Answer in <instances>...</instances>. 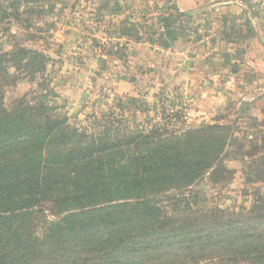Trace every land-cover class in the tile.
Masks as SVG:
<instances>
[{
	"label": "trees",
	"instance_id": "1",
	"mask_svg": "<svg viewBox=\"0 0 264 264\" xmlns=\"http://www.w3.org/2000/svg\"><path fill=\"white\" fill-rule=\"evenodd\" d=\"M62 116L0 109V264H264V200L229 212L195 188L241 148L224 125L120 133L112 114L90 132Z\"/></svg>",
	"mask_w": 264,
	"mask_h": 264
},
{
	"label": "rangeland",
	"instance_id": "2",
	"mask_svg": "<svg viewBox=\"0 0 264 264\" xmlns=\"http://www.w3.org/2000/svg\"><path fill=\"white\" fill-rule=\"evenodd\" d=\"M73 1L69 0L65 6L61 0L37 3L36 0H0V109H10L18 102L30 103L35 108L42 105L53 115H65L69 126L90 132L102 131V120L112 114L117 120L109 127L120 133L128 129L147 133L160 127L168 132H185L224 125L223 134L234 135L241 148L234 146L233 156L226 155L224 165L228 173L223 180L214 183L205 179L195 188L206 194L210 207L229 212H238L242 205L249 207L253 201L264 200V100L259 103L260 117H254L248 108L245 111L239 109L238 114L235 105L229 111L217 114H195L194 96L188 84L173 86L168 75L157 71L153 65L143 66L133 60L137 51L127 44L136 43L138 38L135 22L125 29L118 26L109 32L102 21L92 18L90 28L91 19L83 17L84 13L91 14L88 12L89 0H81L82 19L77 18L79 27L74 30V18L69 16L75 5ZM224 1L239 7L236 18L221 15L219 19L217 11L224 3L218 0H198L185 12L186 19L170 15L176 34L170 38L162 32V37L158 38L160 51H157L168 53L174 69L180 74L189 73L190 85H195L193 81L199 72H216L218 61L225 63L226 75L215 74L217 79H210L208 84L214 86V92L216 87L225 86L232 95L241 84H237L238 79L248 75L240 72L233 63L242 58L236 44L241 40H249L258 48L264 44V0H234L235 4L232 0ZM158 6L165 11L158 13L157 6L151 2L142 13L140 9V21L149 22L160 14L157 29L167 19L166 15L172 13L169 10H178L175 2H161ZM113 9L116 11L117 7L114 5ZM237 20L244 25L240 30L235 27ZM213 25L223 26V32H217ZM64 26L72 28L63 34ZM127 29L129 31L123 32ZM69 31L76 34L69 38ZM260 32L263 40L259 38ZM181 40L188 43L189 51L181 54L179 51L183 49L174 52L172 48L170 54L172 46L169 43L174 45ZM218 41L219 45L228 46L231 54L235 50L237 59L233 55L234 59L226 57L224 61L212 44L217 46ZM30 53L43 55L46 59L43 63L41 57L30 60ZM200 55L207 58L201 61ZM254 57L264 64L263 51L254 50ZM203 62L206 63L204 66ZM261 74L264 75V71ZM248 173L261 178L248 184ZM47 216L54 218L46 212L42 221L48 220Z\"/></svg>",
	"mask_w": 264,
	"mask_h": 264
},
{
	"label": "crops",
	"instance_id": "3",
	"mask_svg": "<svg viewBox=\"0 0 264 264\" xmlns=\"http://www.w3.org/2000/svg\"><path fill=\"white\" fill-rule=\"evenodd\" d=\"M41 1L36 0V3L41 2ZM68 1L61 0L60 3L65 4ZM139 1L140 0H89L88 2L89 11L88 12L91 14L85 15L84 13L83 17L84 19L85 18H87L88 20L91 19L90 28H92V18L99 19L100 21L103 22L105 28L108 27V30L106 31H109V32H112L113 28H117L118 26L125 29L126 26L127 27L130 26L129 23L135 22L138 25L137 26V30L139 32L137 36L138 38L136 40V43L135 42L133 43L134 45L133 44L129 45L130 43L127 44L128 46H132L133 49L135 48L137 51L133 60H136L140 65H143V66L153 65V67H155L157 71L168 75L169 82L173 84V86H179V85L183 86L185 84H188V88L189 90H191L192 95L194 96L193 109L195 107V110H194L195 114H204V115L206 113L217 114V112H220V111H226V110L229 111L231 107L235 105L236 113L238 112V114H239V109L242 111L243 110L245 111V109L248 108L250 111H252V114L254 117H260L261 109L259 108V103L262 100H264V75L261 74V72L264 71V69H262L264 64L259 63L257 59H255L254 50L255 51L261 50L264 53V44L259 45L261 48H258V46L256 47L255 43H250L249 40L248 41L241 40L240 42L238 41L236 45L239 48V55L242 57L238 61L236 60L237 54L235 53V50L233 54H231L229 52L230 48L228 49V46H223L222 43L219 45L220 41H218L217 46H215V44L212 43L213 47H215V49H218V51H220L219 55L223 56L224 61L226 60V57H229V58L232 57V59L236 57L235 59L236 61H234L233 63L237 64L236 66L240 68V72H244L248 74L246 78L238 79L237 84L239 82H241V84L240 83L238 84L236 91L232 95H230L227 92L225 86L216 87V92H214V86L211 85V83L208 84V81L210 79L216 78L215 74L226 75L228 71L227 67L225 63L222 64L220 63V61H218L219 67L217 68L216 72H209V73L199 72L200 75L195 76V80L193 78L190 80L191 83L194 80L193 84L195 85H192V84L190 85V82L188 79L190 78L189 73L185 75L180 74L178 70L174 69L173 61L171 59L172 57L170 58L168 53L161 54L158 52L160 51L158 47L159 45L158 38L162 37L163 35L162 32H166V34L164 35H166V37H170V35L168 34L169 29L166 24V23H169L172 26H174L172 24L173 23L172 18L169 17L170 15L173 14L177 16V18L186 19L187 15H184L186 14L185 12L191 9L194 3H196L198 0H156L155 2L153 0H141V3H139ZM201 1H205V0H201ZM218 1H222L224 3L222 7H220L219 10L217 11L219 19L221 18V15L227 16L229 18H236V16H238V14L240 13V11L238 10L239 7L230 5L231 1H229V4L228 2L224 0H218ZM73 2L75 5L73 9L71 10L72 15H69V16L71 18L72 17L74 18L73 29L78 30L79 26H77L78 24L77 18L81 17L82 19V14H83V12L80 11V8H79L80 5L82 4V1L74 0ZM150 2L151 4L157 6L158 13L160 10L163 12L165 11L161 6H158V4H160L161 2L162 3L167 2L168 4H171V2H175V8L178 10L168 9L169 11H172V13L169 15H166L167 19L164 20V22L161 25H158V28L156 29V25L159 19V18L157 19V17L160 14H156V16L152 17L149 20V22L140 21L141 13L144 11L146 5L150 4ZM232 2L235 4L236 1L232 0ZM141 4L143 5L142 7H141ZM114 5L117 7L116 11H114L113 9ZM65 6L67 5L65 4ZM103 6L104 8H102ZM139 10L141 11V13L139 12ZM176 11H178L179 13H177ZM214 23L217 24L218 22H214ZM240 24L241 23L239 22V20H237V22L235 23L236 29L240 30L243 28L244 25H240ZM81 26L83 27V25ZM81 26L80 28H82ZM213 26L216 27V31L218 30L220 32H223L224 30L223 26L221 27L220 25H213ZM70 28L72 27L64 26L62 30L63 34H65L68 30H70ZM225 28H227V26H225ZM127 31L129 30L127 29V30H124L123 32H127ZM73 32L75 31L70 32V36H68L69 38H72L71 34H76ZM258 34L260 35L259 38L262 39L261 32ZM169 44L172 46L171 49H169L170 54L173 53L172 52L173 49H175L174 52L176 50L183 49L179 51L181 52V54L184 53L185 51H189L188 43L183 40H181V42L175 43L174 45L171 43ZM233 55H235L234 58H233ZM200 56H201V59H200L201 61L207 58L206 55H200ZM205 64L203 62L202 65L204 66ZM199 80H202L201 84H198ZM205 82L206 84H208V86H206ZM235 102L236 104H234ZM200 108H203L205 110L203 111ZM208 114L205 116H208Z\"/></svg>",
	"mask_w": 264,
	"mask_h": 264
}]
</instances>
